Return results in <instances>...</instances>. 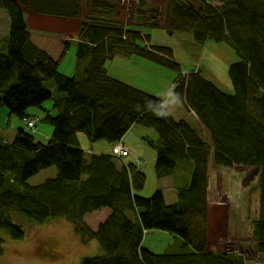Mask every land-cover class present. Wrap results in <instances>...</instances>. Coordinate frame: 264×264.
Masks as SVG:
<instances>
[{
	"label": "trees",
	"instance_id": "obj_1",
	"mask_svg": "<svg viewBox=\"0 0 264 264\" xmlns=\"http://www.w3.org/2000/svg\"><path fill=\"white\" fill-rule=\"evenodd\" d=\"M218 1L204 0L201 14L208 24L198 25L194 34L200 44L213 40L233 50L226 84L216 83L199 66L184 71L172 48L151 43V35L139 29L158 22L159 14L152 12L158 9L149 0H137L130 17L139 26L129 28L113 19L121 0H88L86 27L64 43L68 57H73L69 71L62 69L66 61L60 64L33 41L25 12L78 19L82 0H0V24L8 28L0 37V109L6 106L10 114L33 120L36 126L39 117L27 110L51 101L41 120L53 126L47 143L23 127L13 139L0 135V256L6 234L14 240L25 236L14 219L19 215L40 225L66 219L84 242L95 241L103 253L83 257L79 264H248L255 253L264 260V0ZM192 4L168 0L169 31L176 26L174 11ZM134 55L176 73L173 94L193 111L199 126L176 119L164 99L109 73L118 57ZM135 125L158 133L155 141L143 139L157 152L158 180L174 183L173 203L160 189L150 197L140 195L146 174L141 159H127L129 147L128 155L119 159L112 153L87 156L81 145L88 142L80 140V133L90 143H123ZM179 162L186 165L180 169ZM237 165L260 168V190L249 191L252 200L260 195L261 202L252 221L251 259L239 246L209 250L211 168L233 170ZM49 167L56 168L54 176L29 183ZM181 173L179 184L174 177ZM101 210L109 213L93 230L85 217ZM152 229L174 234L179 243L171 245V251L153 252L143 245Z\"/></svg>",
	"mask_w": 264,
	"mask_h": 264
},
{
	"label": "rangeland",
	"instance_id": "obj_2",
	"mask_svg": "<svg viewBox=\"0 0 264 264\" xmlns=\"http://www.w3.org/2000/svg\"><path fill=\"white\" fill-rule=\"evenodd\" d=\"M207 1L216 4L219 2L218 0ZM192 2L190 9L174 11L173 16L176 18V26L171 31L168 30V24L166 23L168 0H149V4L158 9L157 12L152 11L159 14H157L158 22L156 26H139L137 25L138 22L133 21L130 17L131 10L134 9L137 0H121V3L117 5L116 12L113 14V19L120 21L125 28L139 26L142 32L151 35L152 44L172 48L176 61L182 65L184 71L199 66L203 68L202 71L207 77L210 76L218 84H226L227 70L229 64L235 61V54L231 47L224 42L217 43L213 40H209L205 44L198 42L194 29L198 25L208 24V19L201 14V10L205 8L204 0L202 2L192 0ZM82 4L81 18L75 21L78 25L81 24V28L84 29L86 21L83 20V17L87 18V12L83 0ZM25 17L33 41L43 49L49 47L51 43L56 48L54 39L57 37L56 33L53 30L45 32L41 26L42 21L44 23L49 22L47 17H44V15L36 16V14L28 11L25 12ZM4 18H7V16L5 15ZM220 31L221 29H219ZM7 32V24H0V37L6 35ZM220 33L227 34V31L224 29ZM79 34L80 32L64 34L63 38L74 39ZM62 46L63 49L59 54L45 50L60 63L66 54L65 44ZM72 51L74 54V46ZM118 60L117 64L108 67V71L112 76L164 99L167 107L171 113L175 114H173L175 117L183 116V119L188 120L186 116L188 111L184 110L185 107L180 106L178 98L173 94L176 77L174 71L136 55L118 57ZM229 88L228 85L226 89ZM51 104V101H46L43 108L30 107L27 110L28 115L31 117H39L40 120H36V126L33 120H23L10 114L9 109L3 106L0 109V135L6 139H13L16 130L23 127V129L31 132L37 141L47 143L52 136L53 126L41 119L45 115V110L49 109ZM188 110L190 111L189 108ZM197 126H199L198 118ZM202 133L204 135V132ZM46 135L48 136L46 137ZM143 137L155 141L158 138V133L153 128L136 125L122 140L131 150V155L127 159L134 163L140 159L142 160L140 166L146 174V184L140 195L150 197L156 190L160 189L164 192L166 201L173 203L177 199L176 192L173 189L174 183L172 179L158 180L154 171L157 152L146 143ZM79 138H82L83 141H89L84 133H80ZM100 144L109 147L105 141L96 143L95 146ZM114 145H112V148ZM84 150L87 156L92 153L90 149ZM110 153L113 154L114 152L110 151ZM127 155L125 153L115 157L123 159ZM211 171L213 188L209 197V250H234L239 246L245 251L246 257L251 259L248 249L253 248L255 244L252 221L256 219L251 210L254 209L260 212L261 202L260 195L258 200L254 196L255 201H253L251 195L245 196L244 193L246 190L254 191L259 188L260 168L237 165L233 170L211 168ZM55 174V167L46 168L30 178L29 183L37 185ZM226 190H229L228 200L225 198ZM232 199L236 203H233ZM238 210L242 213L235 214ZM231 211L235 214L233 220H230ZM14 216L15 221L22 224L25 236L23 239L14 240L6 234L4 237V253L0 256V264H79L83 257L103 253L102 249L99 251V248H96L97 243L95 241L84 242L81 235L75 231L72 223L66 219H55L40 225L25 218H20L19 215ZM104 220L102 212L89 214L85 217V222L93 230H97L99 223ZM177 240L178 238L168 231L152 229L145 233L143 245L153 252L163 253L171 251V245L176 242L179 243ZM252 259L254 261H249L248 264H264L262 256L257 253Z\"/></svg>",
	"mask_w": 264,
	"mask_h": 264
},
{
	"label": "crops",
	"instance_id": "obj_3",
	"mask_svg": "<svg viewBox=\"0 0 264 264\" xmlns=\"http://www.w3.org/2000/svg\"><path fill=\"white\" fill-rule=\"evenodd\" d=\"M87 1L88 0H83V3L86 4ZM44 17H47L49 22L44 23L42 21L41 26L43 28V31L47 32L49 30H53L54 33H56L55 35L57 36L56 38H54L55 42H56V48L51 43L49 45V47H46L45 49L48 50V51H51V52H53L55 54H59L62 51V49H63L62 45H64L65 42H67L69 39H71V38H63V35L64 34L68 35L69 33L80 32L81 29H82L81 28V24L78 25V23L75 21L76 19L59 18V17H55V16H44ZM64 62H65V66L62 69L66 70V71H69L71 69L72 65H73L72 54H70L69 57H68V54L66 52V54H65L64 58L61 60L60 64H62ZM180 106L184 108V106L181 103H180ZM184 110L188 111V114H186L188 120L192 124L197 126V116L193 113V111L192 110L189 111L188 109H185V108H184ZM172 114H174V113H172ZM180 117L183 118V116H180ZM47 136L48 135H46V137ZM80 140L82 141V138H80ZM87 142L88 143L85 142V144H82L81 142L80 143L86 150L90 149V152H92L94 154L95 153H97V154L110 153L111 148H112V145H109V147L107 145H105V144H100V145L95 146L96 143H92V142L90 143V141H87ZM237 168H239V167H237ZM174 178L178 181L179 184L182 183L181 182V179H183L182 173L181 174H176ZM249 191H251V190H246L244 195L245 196H249ZM256 197H257V200H258V196H256ZM253 201H255V199H253ZM99 212H102L104 216H107L108 213H109L106 210H101ZM238 212H240V210L236 211L235 214L238 213ZM251 212H252L253 216L258 217L259 211L252 209ZM240 213H242V212H240ZM235 214L231 211L230 220H233ZM244 243H242V244L244 245Z\"/></svg>",
	"mask_w": 264,
	"mask_h": 264
},
{
	"label": "built area",
	"instance_id": "obj_4",
	"mask_svg": "<svg viewBox=\"0 0 264 264\" xmlns=\"http://www.w3.org/2000/svg\"><path fill=\"white\" fill-rule=\"evenodd\" d=\"M112 151L115 156H120L121 154H127L128 153V147L124 143H116Z\"/></svg>",
	"mask_w": 264,
	"mask_h": 264
},
{
	"label": "bare ground",
	"instance_id": "obj_5",
	"mask_svg": "<svg viewBox=\"0 0 264 264\" xmlns=\"http://www.w3.org/2000/svg\"><path fill=\"white\" fill-rule=\"evenodd\" d=\"M174 116V115H173ZM175 117V116H174ZM176 119H182L181 117H175ZM186 165V162H179V164H178V166L177 167H180V169H181V167H183V166H185Z\"/></svg>",
	"mask_w": 264,
	"mask_h": 264
}]
</instances>
